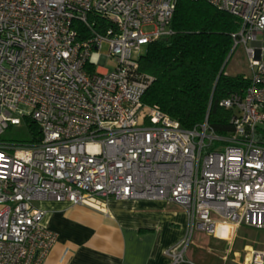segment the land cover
<instances>
[{
  "label": "built area",
  "instance_id": "built-area-1",
  "mask_svg": "<svg viewBox=\"0 0 264 264\" xmlns=\"http://www.w3.org/2000/svg\"><path fill=\"white\" fill-rule=\"evenodd\" d=\"M176 1L0 0V264L44 263L57 241L44 200L177 204L188 224L164 250L172 264L185 261L196 233L226 240L241 225L264 230V0H190L239 23L229 56L242 48L248 83L219 102L232 112L224 135L207 116L185 129L142 103L152 78L138 73L135 54L172 34ZM25 118L39 126L37 142L2 137ZM242 264H264V249H248Z\"/></svg>",
  "mask_w": 264,
  "mask_h": 264
},
{
  "label": "trees",
  "instance_id": "trees-1",
  "mask_svg": "<svg viewBox=\"0 0 264 264\" xmlns=\"http://www.w3.org/2000/svg\"><path fill=\"white\" fill-rule=\"evenodd\" d=\"M231 14L204 1L177 0L170 23L172 34L152 40L138 58V73L152 78L142 103L156 106L185 129L208 125L219 135L232 131V112L219 105L231 92L241 93L248 80L242 74L228 75L230 34L238 28ZM75 26L82 37L88 29ZM25 135L21 144L37 142L39 126L29 118L22 122ZM256 138L264 143V125Z\"/></svg>",
  "mask_w": 264,
  "mask_h": 264
},
{
  "label": "crops",
  "instance_id": "crops-1",
  "mask_svg": "<svg viewBox=\"0 0 264 264\" xmlns=\"http://www.w3.org/2000/svg\"><path fill=\"white\" fill-rule=\"evenodd\" d=\"M91 203L94 208L54 200L38 202L45 210L43 224L57 233L43 264H172L164 250L185 236L188 224L179 205L112 198L104 205ZM243 227L226 240L196 233L185 261L176 264H242L248 249H259V241L244 237L253 233ZM64 250L68 253L60 263Z\"/></svg>",
  "mask_w": 264,
  "mask_h": 264
},
{
  "label": "rangeland",
  "instance_id": "rangeland-1",
  "mask_svg": "<svg viewBox=\"0 0 264 264\" xmlns=\"http://www.w3.org/2000/svg\"><path fill=\"white\" fill-rule=\"evenodd\" d=\"M144 50H145V46H142L140 52L138 54H135V56H139L143 54ZM107 52H108V44L106 42H103L100 50V54L106 55ZM103 68L106 70H112L114 68V62L112 60H108L107 63L103 66ZM225 72L228 75H232V76L237 74H242L245 77L248 76V69L242 48L238 47L236 51L232 54V56L230 57V59L228 60L225 66ZM22 124L23 123H21V125L19 126H9L5 130L2 137L5 140H9V141H17L18 138H23L25 132L23 130ZM243 228L253 233L252 235L247 234L244 237L247 239H253L254 241H259V249H264V230H256L249 227H243ZM255 233H257V235H255Z\"/></svg>",
  "mask_w": 264,
  "mask_h": 264
},
{
  "label": "bare ground",
  "instance_id": "bare-ground-1",
  "mask_svg": "<svg viewBox=\"0 0 264 264\" xmlns=\"http://www.w3.org/2000/svg\"><path fill=\"white\" fill-rule=\"evenodd\" d=\"M96 203H98V202H96ZM98 204H100V203H98ZM101 205H104V204H101Z\"/></svg>",
  "mask_w": 264,
  "mask_h": 264
}]
</instances>
